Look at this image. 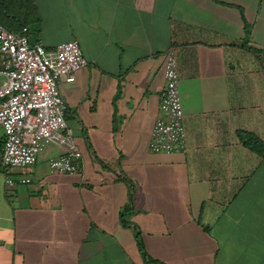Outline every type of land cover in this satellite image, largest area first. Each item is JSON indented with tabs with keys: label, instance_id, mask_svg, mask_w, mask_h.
I'll list each match as a JSON object with an SVG mask.
<instances>
[{
	"label": "crops",
	"instance_id": "obj_1",
	"mask_svg": "<svg viewBox=\"0 0 264 264\" xmlns=\"http://www.w3.org/2000/svg\"><path fill=\"white\" fill-rule=\"evenodd\" d=\"M220 1L36 0L31 41L77 40L89 62L60 84L82 168L52 172L55 146L25 169L0 164V264H146L138 233L165 264H264V158L237 134L264 140V54L242 46L239 8L263 52L264 0ZM171 49L187 143L156 153ZM238 51L258 64L239 69ZM4 140L0 125V154Z\"/></svg>",
	"mask_w": 264,
	"mask_h": 264
},
{
	"label": "built area",
	"instance_id": "obj_2",
	"mask_svg": "<svg viewBox=\"0 0 264 264\" xmlns=\"http://www.w3.org/2000/svg\"><path fill=\"white\" fill-rule=\"evenodd\" d=\"M30 29L13 32L0 24V125L5 134L0 154L4 169H25L50 147L60 152L49 159L52 172L78 173L83 154L67 122L68 105L61 94L63 80L73 82L76 72L89 64L77 40L47 49L32 42ZM165 85L149 143L156 153L186 149L187 132L180 75L174 51L166 56ZM32 182L28 176L7 177L9 187Z\"/></svg>",
	"mask_w": 264,
	"mask_h": 264
},
{
	"label": "trees",
	"instance_id": "obj_3",
	"mask_svg": "<svg viewBox=\"0 0 264 264\" xmlns=\"http://www.w3.org/2000/svg\"><path fill=\"white\" fill-rule=\"evenodd\" d=\"M218 3L224 4L220 0H215ZM244 17V33L245 36L242 41L243 47H248L255 54H264V51L250 46L248 43L252 38L253 26L249 23L244 15V11L239 7ZM41 23V13L36 0H0V24L10 31L20 32L24 27H34ZM240 141L251 151L257 153L264 158V140L256 133L248 130H237ZM128 209V208H127ZM124 225H128L124 222ZM139 248L143 253L146 264H165L162 261L150 258L146 252V248L141 237V234H137Z\"/></svg>",
	"mask_w": 264,
	"mask_h": 264
},
{
	"label": "rangeland",
	"instance_id": "obj_4",
	"mask_svg": "<svg viewBox=\"0 0 264 264\" xmlns=\"http://www.w3.org/2000/svg\"><path fill=\"white\" fill-rule=\"evenodd\" d=\"M35 28V27H32ZM33 33V32H32ZM33 35V34H31ZM235 57L237 59H239L240 61V67H238L239 69H241V67H243L244 69L246 67H255L258 64V61L256 62V60L253 58L252 54L246 53V52H236ZM177 60V58H176Z\"/></svg>",
	"mask_w": 264,
	"mask_h": 264
}]
</instances>
